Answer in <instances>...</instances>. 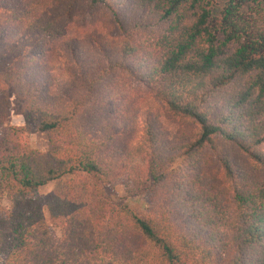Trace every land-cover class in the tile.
Here are the masks:
<instances>
[{
  "label": "trees",
  "instance_id": "1",
  "mask_svg": "<svg viewBox=\"0 0 264 264\" xmlns=\"http://www.w3.org/2000/svg\"><path fill=\"white\" fill-rule=\"evenodd\" d=\"M12 113L4 264H264V0H0Z\"/></svg>",
  "mask_w": 264,
  "mask_h": 264
},
{
  "label": "rangeland",
  "instance_id": "2",
  "mask_svg": "<svg viewBox=\"0 0 264 264\" xmlns=\"http://www.w3.org/2000/svg\"><path fill=\"white\" fill-rule=\"evenodd\" d=\"M92 21H94L93 16H87L85 20L77 18L76 19V25H75L77 33H78L79 29L81 31L86 30L87 26ZM9 126H14V127L23 126L22 117L20 115H18L17 113H12L7 124L0 131V134L4 133ZM29 146L31 149L38 150L40 152H44L47 149V140H46L45 135L42 133L32 134L30 136ZM53 187H54V184L51 183V184H48V185L40 188L37 192L38 197L43 198L53 189ZM106 190H107V193L111 196H115V195L117 197H123L124 196L122 187L120 185H116L113 188H107ZM146 202H147V198L145 196L128 198V200H127V203L130 206V208L134 212H136L140 215H143L146 212ZM9 207H10V202L6 199V195L2 192V189L0 188V215L5 214L8 211ZM43 211H44V215H45V220H46L50 230L52 231V233L56 237H59L60 236L59 228L57 227V225L55 223L52 222V220L50 219L48 212H47L45 207L43 208ZM0 264H4L1 256H0Z\"/></svg>",
  "mask_w": 264,
  "mask_h": 264
}]
</instances>
